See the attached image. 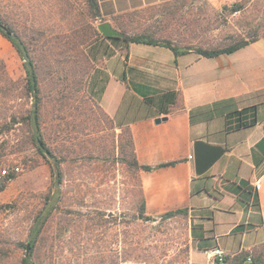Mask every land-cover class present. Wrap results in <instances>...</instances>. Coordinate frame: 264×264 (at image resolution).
Here are the masks:
<instances>
[{
    "label": "rangeland",
    "instance_id": "374dc122",
    "mask_svg": "<svg viewBox=\"0 0 264 264\" xmlns=\"http://www.w3.org/2000/svg\"><path fill=\"white\" fill-rule=\"evenodd\" d=\"M0 20L22 38L37 64L43 137L63 160L61 194L32 262L193 264L190 214L166 218L165 213H140L145 199L140 171L129 164L128 136L114 127L91 92L95 66L89 49L100 38L94 30L99 32L104 21L93 17L87 0H0ZM118 25L127 35L144 34L184 47L215 49L256 40L257 49L245 48L224 60L247 72L264 69V0L168 4L139 11ZM0 59L23 84V62L2 35ZM27 104L26 98L16 99L17 123L0 138V168L22 170L0 190L2 264H21L34 219L55 192L49 160L21 119L25 110L20 108Z\"/></svg>",
    "mask_w": 264,
    "mask_h": 264
},
{
    "label": "crops",
    "instance_id": "0c3cea01",
    "mask_svg": "<svg viewBox=\"0 0 264 264\" xmlns=\"http://www.w3.org/2000/svg\"><path fill=\"white\" fill-rule=\"evenodd\" d=\"M97 1L101 18L117 30H121L120 20L149 8L181 2L224 3ZM258 43L214 58L201 56L197 47L173 42L179 50L191 49L176 55L160 43L127 45L103 37L89 49L95 66L91 92L114 127L130 131L137 162L147 166L177 162L140 171L142 189L148 213L188 209L193 264H207L215 247L227 252L226 264H252L264 258V69L247 72L241 66L231 68L224 60ZM251 107L255 110L247 115L255 118L253 125L229 127V114ZM163 117L167 120L155 122ZM197 140L226 149L201 176L194 169Z\"/></svg>",
    "mask_w": 264,
    "mask_h": 264
},
{
    "label": "trees",
    "instance_id": "16d2710c",
    "mask_svg": "<svg viewBox=\"0 0 264 264\" xmlns=\"http://www.w3.org/2000/svg\"><path fill=\"white\" fill-rule=\"evenodd\" d=\"M87 2L91 10L93 11V17L99 18L102 21H104L101 18L98 1L87 0ZM93 34L98 35L97 37H103L97 30H94ZM0 35H2L12 44L19 58L23 62L22 65L25 72V78L23 80L24 83L21 84L19 80H15L10 76L5 62L2 59H0V138L3 137V135L6 132L10 131L12 127L17 123V114L13 113L14 110L13 104L15 103L16 99L17 98L28 99L27 107L24 109L20 108V110H25V113L23 114V117L21 119L30 126L32 131V136H31L32 142L36 146L39 153L49 160V163L51 165V171L54 177L55 192L47 198L43 208L39 211L36 218L34 219L28 240V244L30 245V253L28 256L25 255L21 262V264H34L31 260V255L34 250L35 244L41 234V231L45 223L47 222V220L50 218L53 211L55 210L56 204L61 194V186L63 184V178H64V174L62 170L63 160L59 158L47 146L43 137L42 128H41L42 96H41V87H40V77L37 69V64L34 58L32 57L31 51L29 50L28 46H26L22 38L13 30L8 29L2 23L1 20H0ZM107 39H110L112 42H124L127 45L129 43L154 44V45L160 43L172 49L176 55L183 54L186 52V50L191 49V48H186L185 50H179V48L173 46L172 42L169 40L158 41L151 39L150 37L144 34L131 36L124 33L123 37H115V38H107ZM253 42H256V40H253L251 42L244 40L234 43L227 47L215 48V49H204L197 47L196 51L198 54H200L203 57L214 58L222 54H231L239 49L248 46ZM102 89L103 88L101 87V90ZM250 110H255V107L246 108L229 114L227 116V122L229 127L239 129L253 125L256 122V120L255 118H252L249 115H247L248 112H250ZM122 132L123 134H127L128 136L127 145L131 148V154L133 157L132 161L129 164L135 170L151 172L165 166L175 165L177 163V162H171L157 166L140 165L135 157V153L133 149V141L130 131L125 129ZM12 178L14 179L15 176L12 175ZM4 188L5 186H2L0 187V190H3ZM140 213L141 214L146 213L145 202L141 207ZM188 214H189L188 209H176L165 212L163 216L166 218H170L176 215H188ZM252 264H264V258L259 257L256 260H254Z\"/></svg>",
    "mask_w": 264,
    "mask_h": 264
},
{
    "label": "water",
    "instance_id": "95a60500",
    "mask_svg": "<svg viewBox=\"0 0 264 264\" xmlns=\"http://www.w3.org/2000/svg\"><path fill=\"white\" fill-rule=\"evenodd\" d=\"M98 30L103 37L115 38L123 37L124 33L112 27L109 22H102L98 25ZM167 117L158 118L155 120L157 124L166 121ZM226 149L220 145H212L202 140L194 142V169L195 173L199 176L205 174L221 157L225 154ZM139 219H145L146 221H155V218L149 216L140 215ZM30 253V245H27L26 256Z\"/></svg>",
    "mask_w": 264,
    "mask_h": 264
},
{
    "label": "built area",
    "instance_id": "2783aa9c",
    "mask_svg": "<svg viewBox=\"0 0 264 264\" xmlns=\"http://www.w3.org/2000/svg\"><path fill=\"white\" fill-rule=\"evenodd\" d=\"M19 166H7L0 168V187L6 186L10 181L13 180L12 175L16 176L21 172ZM259 186L257 185V188ZM227 252L220 247H215L211 250L209 255V262L207 264H226ZM250 261V260H249Z\"/></svg>",
    "mask_w": 264,
    "mask_h": 264
}]
</instances>
